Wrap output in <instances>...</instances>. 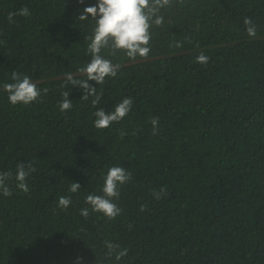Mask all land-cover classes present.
<instances>
[{"label": "trees", "instance_id": "1", "mask_svg": "<svg viewBox=\"0 0 264 264\" xmlns=\"http://www.w3.org/2000/svg\"><path fill=\"white\" fill-rule=\"evenodd\" d=\"M0 264H264V0H0Z\"/></svg>", "mask_w": 264, "mask_h": 264}]
</instances>
